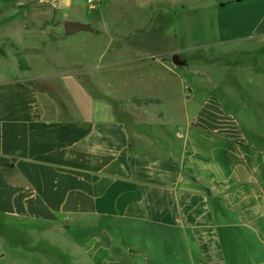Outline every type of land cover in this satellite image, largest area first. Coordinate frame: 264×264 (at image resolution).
<instances>
[{
  "label": "crops",
  "instance_id": "1",
  "mask_svg": "<svg viewBox=\"0 0 264 264\" xmlns=\"http://www.w3.org/2000/svg\"><path fill=\"white\" fill-rule=\"evenodd\" d=\"M130 34H115L113 70L147 63V42ZM262 34L264 19L255 37ZM246 49L225 56L253 54ZM153 62L179 79L177 103L119 93L118 83L96 98L80 82L81 104L62 115L33 83L45 76L0 73V260L12 252L10 264H234L249 242L262 247L264 128L245 99L234 106L246 120L229 101L243 92L227 76L237 60L202 94L190 62L189 83L171 59ZM50 233L73 242L41 240Z\"/></svg>",
  "mask_w": 264,
  "mask_h": 264
},
{
  "label": "rangeland",
  "instance_id": "2",
  "mask_svg": "<svg viewBox=\"0 0 264 264\" xmlns=\"http://www.w3.org/2000/svg\"><path fill=\"white\" fill-rule=\"evenodd\" d=\"M19 4L25 7L1 11L0 3V73L13 78L24 74L45 76L33 79V83L41 94L59 101L62 115L67 104L73 110L81 104L80 82L90 92L95 91L96 98L103 97L98 93L107 92L118 83L125 84L119 93L158 96L177 103L179 79H172L153 61L157 57L171 59L178 53L182 60L190 62L191 70L200 73L204 88L199 94L210 87V81L222 77L228 69L224 71V65L237 60L238 66L227 76L243 92L236 93L237 100L229 99L231 106L246 120L247 110L234 106L235 101L245 99L248 109L264 119V35L255 37L264 19V0H99V4L93 5L89 0H20ZM67 20L90 24L96 32L67 35L63 29ZM116 33L122 36L131 33L127 39L147 42L150 50L146 51L149 58L145 66L124 65L118 70L108 66L117 57L113 50ZM221 40L228 43L219 48ZM207 46H211L210 51H201ZM239 49L253 54L237 59L235 54L225 56V52ZM244 62L252 67L247 69ZM177 70L185 83L196 77L187 67ZM248 78L256 83L249 85ZM99 103L94 100L92 107H99ZM261 118L254 117L253 123L264 128ZM118 233L113 230L115 237ZM40 238L61 248L73 242L69 235L60 233ZM45 245L41 243L42 247ZM8 248L5 244L2 252L9 253ZM8 256L0 264H10ZM233 258H237L234 264H264V244L259 247L249 242L243 253Z\"/></svg>",
  "mask_w": 264,
  "mask_h": 264
},
{
  "label": "water",
  "instance_id": "3",
  "mask_svg": "<svg viewBox=\"0 0 264 264\" xmlns=\"http://www.w3.org/2000/svg\"><path fill=\"white\" fill-rule=\"evenodd\" d=\"M239 1V0H238ZM63 29H64V32L67 34V35H72V34H77L81 31H88V32H91V33H95L96 30L94 28H92L90 26V24H82V23H77V22H74V21H65L64 24H63ZM171 62L173 64H175L176 66H187L188 63L186 61H183L180 59V56L178 54H174L172 57H171Z\"/></svg>",
  "mask_w": 264,
  "mask_h": 264
},
{
  "label": "trees",
  "instance_id": "4",
  "mask_svg": "<svg viewBox=\"0 0 264 264\" xmlns=\"http://www.w3.org/2000/svg\"><path fill=\"white\" fill-rule=\"evenodd\" d=\"M19 2H20V0H0V3L2 4L1 11L5 10V9H11V8H15V9L24 8L25 6H21L19 4ZM133 102L135 104H137L138 106H140V105H149L154 101L149 100V99L137 100V98H134Z\"/></svg>",
  "mask_w": 264,
  "mask_h": 264
},
{
  "label": "built area",
  "instance_id": "5",
  "mask_svg": "<svg viewBox=\"0 0 264 264\" xmlns=\"http://www.w3.org/2000/svg\"><path fill=\"white\" fill-rule=\"evenodd\" d=\"M89 3L91 4V5H93V4H99V0H89ZM188 87H186L185 89H184V94H185V96H187L188 95ZM176 224H178V225H182V220L181 219H177L176 220Z\"/></svg>",
  "mask_w": 264,
  "mask_h": 264
}]
</instances>
